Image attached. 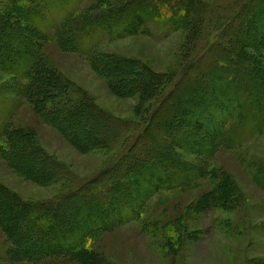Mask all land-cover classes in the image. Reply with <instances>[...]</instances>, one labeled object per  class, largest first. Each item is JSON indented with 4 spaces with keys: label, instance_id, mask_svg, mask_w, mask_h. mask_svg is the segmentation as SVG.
<instances>
[{
    "label": "rangeland",
    "instance_id": "1",
    "mask_svg": "<svg viewBox=\"0 0 264 264\" xmlns=\"http://www.w3.org/2000/svg\"><path fill=\"white\" fill-rule=\"evenodd\" d=\"M125 1L128 0H80L76 8L80 13L74 16L82 21L84 15L99 13L108 3ZM193 1L188 8L184 6L186 16L181 19L185 18V24L175 30L148 21L146 34L109 38L92 31L90 38L79 41L80 47L89 49L88 53H81L64 51L58 42L57 30L45 29V40L33 47L37 50L35 54L49 64L53 74L59 77L60 85L65 87L58 93L48 91L50 102L57 101L64 108L62 111L72 109L73 103H77L75 113L71 117L69 114L66 121L72 119L70 123H76L81 132L89 129L92 135L103 138L98 143L101 146L94 150L76 149L60 124L54 126L47 121L46 112L42 113L44 108L38 110L32 100L18 92L23 80L0 70V125L5 134L0 141V264H264V122L254 130L250 121H245L248 116L241 115V111L238 113L240 108L236 106L240 102L259 104L264 100V44L261 38L257 45L261 31L251 11L258 1ZM175 2L178 5L181 0ZM6 4L7 0H0V13L4 12ZM216 50L221 57L207 55L201 62L216 61L232 68L228 55H239L244 60L246 73L236 71L235 75H248L253 69L254 76L261 80L258 93L242 88V95L236 96L238 100L230 108L222 106L224 113L215 126H223L220 137L224 140L219 139L222 144L218 143L208 155L178 150L183 163L165 169L170 184L149 193L137 217L101 230L92 229L90 235L83 238V245L91 251L81 253L82 260L75 254L46 253L51 248L29 245L34 239L28 235L29 227H18L9 215L10 208L17 210L22 204L37 208L41 202L59 203L80 185L89 183L84 191L104 185L101 174L125 150L124 138L134 133L138 134L137 140L143 135L146 120L157 107L155 103L152 105L151 96L159 100L169 94L179 82V75L192 64L194 55ZM102 56H113L120 65L122 60L128 61L123 68L126 66L129 72L125 75L133 79L130 95L118 96L112 90L104 77L105 69L95 63L101 61L98 57ZM252 57L255 63L249 61ZM218 82L208 80V85L201 89L219 91L227 84ZM148 90L153 95L145 96L143 92ZM78 101H84L88 110ZM172 113L169 108L161 116ZM209 122L205 120L204 134H199V138L209 139L215 134L210 133L213 126ZM157 136L164 138L160 133ZM149 147L148 143L145 149ZM141 151L138 147L137 152L141 154ZM143 152V156L148 153ZM26 163L32 166L28 165L31 172L27 174L22 165ZM183 165H198L200 175L181 183L172 176L183 171ZM119 172L109 173L106 181L118 178L126 181L125 186L132 184L127 170L120 168ZM40 174H45L46 178L42 179ZM147 181L138 180L137 187L148 184ZM149 188L152 190L151 186ZM103 191H99L100 194ZM78 198L75 212L88 204H98L90 195L82 193ZM125 198L123 195L122 199ZM71 213L65 217L68 221L75 215ZM55 214L50 206L45 226L56 222ZM98 219L101 218L89 217L82 226L88 223L94 227ZM78 224L71 226L77 229ZM23 237L29 241L20 245L16 240ZM25 244L30 251L23 253Z\"/></svg>",
    "mask_w": 264,
    "mask_h": 264
},
{
    "label": "trees",
    "instance_id": "2",
    "mask_svg": "<svg viewBox=\"0 0 264 264\" xmlns=\"http://www.w3.org/2000/svg\"><path fill=\"white\" fill-rule=\"evenodd\" d=\"M257 1L258 5H254L251 11L253 13L252 17L258 19L260 26L261 32L257 41V45H259L261 38H263L262 43L264 44V0L261 5V0ZM79 2L80 0H7L4 12L0 13V70L21 78L23 83L21 90L18 92L28 100H32L38 110L44 108L42 113L46 112L47 121L53 123L54 126L60 124L66 137L69 138L70 143L76 149L89 151L100 147L101 144L98 143L103 138L92 135L89 129L81 132L76 123H70L72 119H70V122L66 121L69 114L71 117L75 113L77 103H73L72 109L62 111L64 108L57 101L52 103L49 100L48 91L58 93L65 87L60 85L59 77L53 74L49 64L39 59V56L35 54L37 50L33 49L37 43L45 40L47 35L45 29L53 32L57 30L58 42L64 51L88 53L89 49L80 47L79 41L90 38L95 32L102 33L104 36H109V38L146 34L148 32L146 27L148 21L160 24L163 27H170V29H178L179 26L185 24V18L181 19L182 16H186L184 6L187 5L188 8L194 1L181 0L178 5L175 0H128L123 3H108L104 10L92 16L84 15V19L78 21L75 16L80 13L76 9ZM9 18L11 19L10 23L8 22ZM22 20H26V22L23 23ZM92 31L93 33H90ZM220 50L228 51L227 49ZM207 55L216 59L221 57V53L217 50L211 51L210 54L207 51L201 54L197 53L192 58V64L188 65L185 72L179 75V82L169 94L159 100L157 96H151L153 97L152 105L155 103L157 107L147 118V123L143 127V135L141 134L137 140L138 134L134 133L126 139L124 138L123 150H125L114 159V162L109 163L110 167L104 169L101 174L104 185L99 188H92L91 191H84L89 183L80 185L62 199L57 198L56 200L61 199L59 203H56V201L41 202L37 205V208H31L27 206L28 204H22L17 210L10 208L9 215L12 221L18 227H29L30 230L26 229L28 235L34 237L29 245L38 246L39 249L41 246L51 248L46 253L75 254L78 259L82 260L80 254L91 251L87 250L88 248L82 242L83 238L90 235L92 229L101 230L110 224L115 225L120 221L137 217L140 214L139 210L143 205L142 203L150 195L149 193L153 194L161 187H167L170 184L168 181L170 176L165 169L166 166L173 165L177 167L183 163L180 160L178 150H188L194 154L208 155L218 143L222 144L219 139L223 132V126H215L220 121L221 114L224 113L222 112L223 108H230V105L238 100L236 96L242 95L240 93L242 88L252 89L258 93L261 88V80L254 76L253 69L248 75H235L236 71L246 73L244 70L246 68L242 65L244 60L243 58L240 59L239 55H228V63L232 65V68L225 64H217L216 61L203 64L201 61ZM98 58L101 61L97 60L95 63L99 68L101 65L105 69L104 77L115 94L118 96L130 95L133 89V79L130 75H125L129 72L126 66L123 68V64H127L128 61L122 60L123 62L120 65L113 56ZM249 61L255 63L254 57ZM217 71L218 74L216 75ZM133 75L136 76L135 73ZM184 77H187V79L183 80ZM208 80L213 81V83L218 81L227 82V84L219 91H212L211 89L209 92L206 88L204 89L208 85ZM143 86H145L144 83ZM202 86H204L203 89H201ZM245 91L247 90L245 89ZM143 93H145V96L153 95L150 90ZM78 102L85 110H88L84 101ZM236 106L240 108L238 113L241 111V115L248 116L245 121H250V125L254 130L259 129V126L264 122V100L262 99L259 104L243 105L240 102ZM94 108H98L97 105H94ZM169 108L173 110V113L161 116ZM205 120L210 121L209 123L213 126L210 133L217 134L218 138L215 134H211L209 139L199 138V134H204ZM158 133L164 138L158 139ZM4 135L3 128L0 125V141ZM221 140L223 141L224 137ZM148 143L150 147L145 149ZM138 147L143 151H148L147 155L145 153V156H143V151L139 154L137 152ZM156 155H158L157 159L154 158ZM143 157V161H139ZM22 165L26 174L31 172L32 166L29 163H26V166ZM197 167L198 165L194 167L183 165L181 167L183 171L173 173L174 176L172 177L184 183L187 178L190 179L191 176L200 175V169ZM120 168L129 172L132 184L125 186L126 181L118 178L106 181L109 173L119 174ZM45 176V174L39 175L42 179L46 178ZM29 177L34 178L33 176ZM140 179L148 180L147 182L152 190H150L148 184H141L137 187ZM93 183L94 180L91 181V184ZM102 189L104 191L100 194L99 191ZM218 192L220 195H224L222 190ZM82 193L83 196H93L98 204L96 206L88 204L83 210H79L80 212H75L74 207L79 204L78 196ZM123 195L127 197L124 200L122 199ZM66 202L69 203L66 204ZM50 206L56 212V222L47 227L45 225L46 221L49 220L47 214ZM24 210L28 213H22ZM70 212L75 215L68 221L65 217ZM92 216H98L101 221L98 219V224L94 227L88 223L87 226H82L84 221L87 222L88 218ZM75 222L79 223L77 229L71 226ZM21 239L16 240L19 241L20 245L29 241L24 237ZM22 251L23 253L30 251L29 246L25 244Z\"/></svg>",
    "mask_w": 264,
    "mask_h": 264
}]
</instances>
